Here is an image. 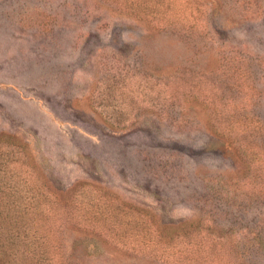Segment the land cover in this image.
<instances>
[{"label":"rangeland","instance_id":"obj_1","mask_svg":"<svg viewBox=\"0 0 264 264\" xmlns=\"http://www.w3.org/2000/svg\"><path fill=\"white\" fill-rule=\"evenodd\" d=\"M119 69L133 74L109 86ZM196 70L206 96L156 83ZM0 132L41 203L45 189L104 193L136 246L67 223L77 264H190L198 245L216 247L209 264H264V245L241 261L225 252L236 225L264 220L250 176L264 178V0H0ZM214 188L244 204L224 202L243 213L233 224L195 199Z\"/></svg>","mask_w":264,"mask_h":264},{"label":"trees","instance_id":"obj_2","mask_svg":"<svg viewBox=\"0 0 264 264\" xmlns=\"http://www.w3.org/2000/svg\"><path fill=\"white\" fill-rule=\"evenodd\" d=\"M200 73L201 71L196 70L190 74L188 79V76H184L182 71L179 73L173 72L161 78L158 77L159 80L156 83L169 87L173 94H176V92L182 94L187 89L186 87L189 86L194 87V92L206 96L203 91L205 84L203 79H201ZM132 74L127 69L125 71L121 69L119 71L115 70L111 74L112 77L108 84L119 88L125 84V81ZM141 76L143 74H140ZM208 85L210 90L213 91L209 95L213 97L215 87L211 83H208ZM157 108V112L165 113V115L170 110L166 105L164 108ZM209 112L215 117L214 109ZM228 125L229 123L226 126ZM214 127V122L210 123V128ZM248 139L246 140L248 141ZM239 141V147L241 148L243 147V140ZM8 144H12V142L0 138V264H77L72 251H67L63 248L62 240L58 234L67 223L87 227V229L102 234L106 236L104 238L116 243L118 241H123L124 243L129 238L128 234L125 237L122 235V239L119 237V233L116 231L118 228L116 224L119 222L116 218L118 213L112 210L108 211L110 215L107 213L106 205L103 203L104 199H106L104 193H97L93 198L84 200L77 195V192L70 198L63 199L61 195L45 189L43 192H45V197L47 195L46 204L41 203L40 196L37 195L40 193V188L31 189L30 185L21 186V182L25 181L26 169L18 170L15 167L20 166L24 161L19 159L14 153L12 146H7ZM156 165L162 166L161 168L163 169L168 167L164 163ZM169 168L173 169L174 167L169 166ZM260 174L261 172L250 173L252 181L256 182L255 178H257V181L264 183L262 175L260 176L261 178H258ZM81 183L83 185L86 182L83 181ZM58 190L63 191L65 188H59ZM83 190L87 189L82 188L80 191ZM235 195V193L228 195L226 189L214 188L210 192L206 191L196 195L195 199L202 203L208 202L212 208L215 207L214 211L229 217L234 212L225 210L223 208L224 202H226V205H236L238 207L237 210L244 208V204L242 205L238 201L240 199L234 197ZM217 203L220 205H215ZM238 213L239 216L234 214V217H229L231 224H233L232 222L236 217H241L240 215L243 214L241 212ZM235 227L242 232L240 234L233 233L234 235L232 234V236L230 235L231 232L227 234L229 245L224 251L230 254L232 259L241 261L244 256L243 251L247 250L250 252L254 250L253 252H255L263 247L264 237L260 231L264 227V220L261 219V221L258 220L249 225H236ZM245 228L247 229L246 231H244ZM227 229L229 230L230 226ZM231 229H233V226ZM131 240L132 238H129V247L132 250L136 246ZM221 246L222 244L217 248ZM197 248L199 252L197 251L196 255L193 257L187 256V259H193L190 264H209L213 261L214 257L212 255L216 249L215 246L208 247V251L204 250V252L200 245ZM224 251L215 252L216 258L219 259L217 255L221 256ZM183 259L184 255L176 258L180 262Z\"/></svg>","mask_w":264,"mask_h":264}]
</instances>
